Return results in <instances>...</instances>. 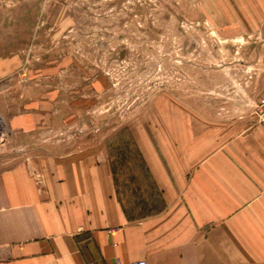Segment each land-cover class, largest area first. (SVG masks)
Wrapping results in <instances>:
<instances>
[{"label": "rangeland", "instance_id": "1", "mask_svg": "<svg viewBox=\"0 0 264 264\" xmlns=\"http://www.w3.org/2000/svg\"><path fill=\"white\" fill-rule=\"evenodd\" d=\"M263 95L264 0H0V117L42 127L3 120L0 157L101 152L132 218L163 207L142 134L169 112L262 124Z\"/></svg>", "mask_w": 264, "mask_h": 264}, {"label": "crops", "instance_id": "2", "mask_svg": "<svg viewBox=\"0 0 264 264\" xmlns=\"http://www.w3.org/2000/svg\"><path fill=\"white\" fill-rule=\"evenodd\" d=\"M182 113L139 138L163 206L139 219L101 152L0 157V264H264V125ZM0 119L42 131L30 115Z\"/></svg>", "mask_w": 264, "mask_h": 264}, {"label": "built area", "instance_id": "3", "mask_svg": "<svg viewBox=\"0 0 264 264\" xmlns=\"http://www.w3.org/2000/svg\"><path fill=\"white\" fill-rule=\"evenodd\" d=\"M255 113L257 119L264 124V95L259 98L256 103ZM2 119H0V143L2 140ZM130 264H148L146 259H137L130 262Z\"/></svg>", "mask_w": 264, "mask_h": 264}]
</instances>
